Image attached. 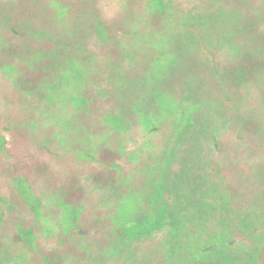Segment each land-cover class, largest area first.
<instances>
[{"label": "rangeland", "instance_id": "374dc122", "mask_svg": "<svg viewBox=\"0 0 264 264\" xmlns=\"http://www.w3.org/2000/svg\"><path fill=\"white\" fill-rule=\"evenodd\" d=\"M158 3L149 11L143 9L144 0H0V132L11 139L16 169L12 177L24 178L16 194H11L5 187L12 186V180L0 169V196H6L5 210L0 208L4 215L0 248L4 247L7 264H31L26 246L33 242L53 260L66 261L71 254V263L88 264L93 256L86 254L83 242L90 246L88 235L94 229L89 232L87 228L96 225L94 209L105 200L114 202L115 190L106 193L103 187L116 184L125 174L124 166L141 163L132 155L141 143L147 150L141 159L146 161L149 150L162 147L166 138L177 144L176 159L182 166L172 176L169 189L173 195L169 219L178 230L168 236L163 234L169 228L158 230L154 239L149 233L138 243L132 241L125 252L128 261L138 253L141 264H254L258 248H264V0ZM99 23L107 29L105 34L95 32ZM82 36L88 38L83 43ZM230 41L238 45L233 54L225 46ZM80 44L89 51L79 50ZM15 45L25 51L20 60L14 54ZM211 57L216 58V64L210 63ZM3 58L24 62L21 76L27 88L19 82L17 71H5L9 65ZM240 62L246 64L244 70H238L243 71L240 81L228 85V77H224L229 68L238 69ZM17 66L20 69L21 65ZM43 76L47 80L42 81ZM99 84L114 90L109 92L97 87ZM102 90L112 95L106 97ZM30 91L34 95L27 94ZM229 94L233 100L227 99ZM151 98L158 109L164 107V113L138 112L137 108L150 110ZM232 101L234 112L230 111ZM124 106L136 112L127 123L135 124L130 136H143L129 144V150L127 132L121 133L125 132L123 123L109 115H121ZM38 108L43 109L42 115ZM231 114L238 119L234 116L231 120ZM160 121L163 132L149 130ZM235 132L242 134L240 140H235ZM212 135L227 139L229 148L240 155V159L222 162L217 172L218 177L232 180L229 201L211 178L199 179V189L196 178L188 177L203 166L202 150L210 148ZM139 174L135 187H123L125 193L116 197L127 220L133 219L136 204L150 197L145 194L155 181L148 170ZM239 177L251 181L250 187L237 188ZM161 183L156 184L158 189ZM29 185L36 189L35 195ZM60 189L63 198H70L67 202L78 205L60 201L52 207ZM21 197L33 203L38 199L47 209L49 214L39 213L38 217L50 237L55 222L59 238L73 231L77 215L85 207L80 223H75L78 230H84L79 234L82 237L73 245L72 238L56 242L44 231L41 241L31 231L26 236L25 230H41ZM216 201L222 203L225 214L220 210V215L216 214ZM232 217L239 221L233 228L245 236L230 237ZM208 218L216 223L214 230L206 226ZM111 220L104 222L110 225ZM195 227L197 232L191 234ZM99 233L95 245L101 239H113L115 231L102 228ZM232 240L240 244L236 248L224 245ZM212 243L217 247L211 249ZM251 244L258 246L254 253ZM105 251L111 256L117 253L115 246ZM117 257L115 262L122 260Z\"/></svg>", "mask_w": 264, "mask_h": 264}, {"label": "flooded vegetation", "instance_id": "af4514ba", "mask_svg": "<svg viewBox=\"0 0 264 264\" xmlns=\"http://www.w3.org/2000/svg\"><path fill=\"white\" fill-rule=\"evenodd\" d=\"M147 1H149V0H144L145 5H146ZM155 2L157 3V0H155ZM145 8L151 9L152 6H144L143 9H145ZM154 123H156V122H154ZM127 133L125 135H126V147L128 150H129V148H128L129 144L131 146V143L133 141L143 140V136H141V135H138L137 137L132 138L130 136L129 132H127ZM234 135L236 136V137L234 136L235 140H240L238 136H240V138H241V135H236V134H234ZM130 138H132V139H130ZM217 140H218L217 138H213L211 143H210V148L208 147V148H205L204 150H202L203 157H205L203 166L197 168L194 171H191L190 174L188 175V177L192 176V179L196 178L197 186L199 189H201V184H200L199 179H201L204 176L211 178V180L214 183L218 184V187L221 188L220 191L223 190L224 186H229L232 184L231 179H229V178L222 179V178L217 176V172H218V169L221 167L222 162L227 163V161L229 162V160L232 158L240 159L239 158L240 155L237 153L238 152L237 150H235L233 148H229L230 144L228 143L227 139L224 138V139L218 140V142H216ZM164 141H165V144L162 147H161L162 144L159 145L160 146L159 148H161L162 151L158 150L159 148H152L151 150H149V154L147 155L148 160H146V161L141 159L142 156L145 157V154L147 152V150L145 149V145L143 143H141L140 148L138 149L139 151L135 154L131 153L133 155V157H135L136 160L141 161V163L134 162L132 164L133 165L137 164V165L133 166V167L131 165L124 166L123 167V173L125 172V174H122L121 178H122V184L123 183L130 184V185L123 184V187H125V186L135 187V182L137 180L136 178L141 179V174H139V173H142V172L145 173L146 170H148L149 175L155 179V181L153 183V187H156L157 186L156 184L158 182L161 183L163 178H165V181H163V183H161V185H160L162 188H160L158 190L157 196H155V197H148L147 196L148 198H144V197L142 198L143 200H142L141 204L138 205V210L136 211L135 215L137 216V218L143 220L146 218V216L148 214L146 212V210L147 209H153V218L158 223V225H156L158 228L156 227L154 229L155 231H153L154 234H156V232L158 230L163 231V230H166L169 228L170 231H164L166 233L163 234L165 236H168L173 231L178 230L176 225L173 226L172 222L169 219V215L172 212V208H173L172 204H171V197L173 195L171 194L169 189L171 190L170 185L172 183V181H171L172 176L177 174L178 170H180L182 166H180L179 162L176 159V155L179 153V150L177 148V144H175V142L172 139L166 138V139H164ZM171 141H173V142L171 144H168ZM122 144L124 145V142H122ZM156 146H157V144H156ZM126 152H127V150H126ZM13 157H14V152H13V149L11 148V139H10L9 135L7 134V136H6L4 133L0 132V165H1L0 169L9 175V178H10V180H12V183H13L12 186L7 185L5 187L7 192H9V190L11 189V191L9 193L16 194L15 191L17 192V188L19 187L18 186L19 182H21V179H24V178L12 177V173H14V169H15L13 166V163H12ZM236 161L240 162V160H236ZM16 168H17V166H16ZM119 171H121V169H119ZM9 172L10 173L12 172V173L9 174ZM162 175H163V177H162ZM26 180L28 181V179H26ZM138 181H140V180H138ZM237 181L240 183L239 185H242V186L243 185H251L250 184L251 181L244 180L241 177H239V180H237ZM146 183H147V181H146ZM138 185H140V183H138ZM142 186H143V184H142ZM11 187L14 189H12ZM1 189L2 188H0V194L2 192ZM34 189L35 188L32 185H29V190L31 191V193L33 195H35L37 193L35 191L36 189L35 190ZM122 190H123L122 193L124 194L125 189L122 188ZM155 191H154V193H155ZM160 193H161V195H159ZM5 197L6 196H4V195H3V197L0 196V208L2 210H5L4 205H3V201L5 200ZM207 200H209V199H207ZM34 202H37V203L25 201L26 205L28 206V208L32 211L33 215L35 216L36 225L40 228L41 231L37 230L35 227V229L31 228L29 230H25L24 232H25L26 236H29V232L31 231L33 236H35L36 238L39 237L37 240L41 241L42 239L45 238V235L43 234L44 232L47 234V237L49 235L47 233V229H46L44 223H42L43 222L42 218H39L38 214L41 213L44 215V214H49V213H46L47 209H45V207H41V206H43V204L40 203L38 201V199H35ZM151 203L154 204L155 206H151L150 205ZM35 204L38 206V208ZM215 204L216 205H214V207L218 205L216 214L220 215L218 213L219 210L225 214V210H222V208H221L222 203L216 201ZM54 208H56V207H54ZM111 208L112 209H107L106 213L112 216V214H114V212H113L112 206H111ZM59 211L62 213L61 209ZM81 217H82V213H78L77 218H76L78 220L77 221L78 224L80 223ZM3 219H4V215L0 214V221H2ZM56 219H57V216L55 217V221L58 220V219L57 220ZM95 219H97L96 216H95ZM105 219L111 220V218L107 215L105 216ZM99 220L100 219H98V221ZM112 220H113V218H112ZM112 220H111V224L108 225L110 228H113ZM229 220H230L231 226L228 228L233 233V235L231 234L232 236H230V237L245 236L244 234L241 233L240 229L238 230L237 227L233 228L235 225H237L239 223L238 218L232 217ZM159 221H160L161 227H160ZM167 221H168V223H167ZM54 224L56 226L57 223L55 222ZM102 224H106V223H103V221H102ZM215 224L216 223L211 218L207 219V225L206 226L208 227V229L214 230L215 227H217ZM57 225H59V224H57ZM51 229H52L53 233H51L50 235L55 236L54 241H56V242L58 241V239H59V241L60 240L63 241V239L65 237H67L68 240H70L71 236H74V235L77 236L84 231V230L82 231L81 227L78 230L77 225H75L74 230L70 231V233L72 235H68V236L66 235L65 237L59 238V234L57 233L58 228L56 227V228H51ZM197 230H198V228H196V230L191 229L190 233L194 234L195 232H197ZM42 231H44V232H42ZM99 234L100 233L98 230H93L90 233V238L92 239L93 244H91L90 246L84 245L85 250H86V254L89 256H91V255L93 256V260H90L89 262H87L88 264H115V263H117V264H141L142 261H140V257H139L138 253L132 258L133 259L132 261H128V256L125 255V252L127 253V249L130 247L129 242H125V245H121V246L116 245L115 246L114 245V239H109L108 241L101 239L97 242V245H95V237L98 236ZM0 235H1V233H0ZM21 236L24 237V235L20 234V237ZM233 243H235V241L232 240L230 242L231 247H232ZM60 245L64 247L63 242ZM60 245L58 243V247H57L56 251H58ZM110 246H113V247L115 246L117 249V253L114 254L113 256L109 255L108 251H105V248H108ZM211 247H213V246H210V248ZM32 248H34V249H32ZM96 248H100V251L97 252ZM62 249L64 250L65 247ZM26 250H27V253L30 257L31 264H70L71 263L70 259H72L71 258L72 255L70 254L67 257L66 261L65 260L64 261L53 260L54 257L51 259V257H50L51 255L45 253L43 248L41 246H39V244L37 245V242H33V244H31V247L26 246ZM34 251H36V252H34ZM3 252H4V247L0 248V264H7L8 259ZM115 256H118L117 257L118 260L120 258H122V260H119V262H115L116 261V260H114ZM40 258L43 261L40 260ZM61 258L63 259L64 256H62ZM79 258H80V256H79ZM37 261H39L40 263H38ZM73 261L74 260H72L71 264H73Z\"/></svg>", "mask_w": 264, "mask_h": 264}, {"label": "trees", "instance_id": "16d2710c", "mask_svg": "<svg viewBox=\"0 0 264 264\" xmlns=\"http://www.w3.org/2000/svg\"><path fill=\"white\" fill-rule=\"evenodd\" d=\"M158 1L159 0H157V3L155 2V0H149V1H147L146 2V5L145 6H152V8L151 9H148L149 11H153V10H155L154 9V6L156 7V6H158L159 5V3H158ZM160 2L161 3H166L167 4V0H160ZM170 3L171 2H173V0H171V1H169ZM50 5V4H49ZM48 6V5H47ZM52 9L53 10H55L56 8H54V7H52ZM206 14H217V13H212V12H206ZM211 16V15H210ZM100 25H98V26H96L95 27V32L96 33H99V32H103L104 34H105V31L107 30V29H104L105 27L103 26V24L102 23H99ZM94 33V32H93ZM130 33V32H129ZM133 36H134V34H133ZM81 42L83 43V40H85V39H88V38H86V37H81ZM103 39V38H102ZM204 40L203 39H201L200 40V43L202 44V43H204L203 42ZM226 48L233 54V52L234 51H238V45L235 43V41L234 42H227L226 43ZM14 49H15V53L14 54H16V55H18L17 56V58L20 60V59H22V57L21 56H23V54H24V49H22L21 47H19V46H17V45H15V47H14ZM78 49L79 50H86V51H89L88 50V48L85 46V45H83V44H80V45H78ZM2 52H5V51H2ZM90 52H93L91 49H90ZM2 56L0 55V58H1ZM3 60H8V59H6V58H3ZM26 60H28L27 58H26ZM5 63H8V65L9 66H5L6 67V69H5V71H7V72H9L8 70H10L11 68L14 70V71H17L18 73L17 74H19L18 75V77H19V82L21 83V82H23L24 84H25V88H27L26 87V81L25 80H23V76H21V75H23V74H21V71H22V69L24 70L25 68H24V62H19V61H14L13 59H10V60H8V62H5ZM210 63L212 64V65H214V64H216L217 63V60H216V58H213V57H211V60H210ZM4 64V63H3ZM17 64H20L21 66H19V68L20 69H18L17 67ZM245 65L246 64H243L242 62H240L239 63V66H238V69H233V68H229V74H227L224 78H226V77H228V80H227V82H228V85H235V83H234V81H240V73H242V72H239L238 70H244V67H245ZM23 66V67H22ZM13 70H11V71H13ZM19 70V71H18ZM24 72H25V70H24ZM11 74H16L15 72H12ZM22 78V80H20ZM43 80L42 81H44V80H47V79H44V76H43V78H42ZM49 79V78H48ZM104 80V79H103ZM102 81V80H101ZM149 81L150 82H153L154 81V79L153 80H151V79H149ZM50 82H51V80H50ZM100 83V82H99ZM18 85H20L19 83H18ZM224 85H227V84H224ZM97 87H99V88H107L105 85H103V84H99ZM108 90H109V92H112L114 89L113 88H107ZM108 90H102V91H104V93L105 94H107L106 95V97H109V96H111L112 94H110V93H108ZM22 91L24 92V90H23V88H22ZM227 92V91H226ZM26 94V93H25ZM27 94H29L30 96L31 95H34V93L33 92H31L30 91V93L28 92ZM117 95V94H116ZM99 97V96H98ZM42 99V98H41ZM191 99V97H189V100ZM227 99H229V101L230 100H233V98H231V96H230V94H229V96L227 97ZM151 100H152V104H151V106H150V110L148 111V110H144V109H139V108H137L138 109V112H140V113H143L144 111H147V112H150V113H152L153 114V116H158V114L159 115H161L162 113H164L165 111H164V107L162 108H160V109H158V105L156 104V103H154V99H152L151 98ZM229 101H228V103H229ZM98 102V101H97ZM230 106H231V110L230 111H232V112H234V103H233V101H232V103L230 104ZM139 107V106H138ZM124 108V111H123V109H122V111L120 112L121 113V115H117V114H115V113H110L109 112V115H111V116H117L118 117V119L123 123V131H125V132H121V131H119V132H121V133H126V132H130L131 131V129H132V126L133 125H135L134 123H132L131 125H127V123H129V118L131 117L132 118V112H134V110L131 108V106H128V107H123ZM37 110H39L40 111V113H41V115H42V111H43V109H41V108H38ZM134 113H136V112H134ZM135 115V114H134ZM171 115L172 114H169V116L171 117ZM234 116H235V119H238V118H236V115L234 114ZM232 114H231V120H235L234 118H232V117H234ZM120 121H116L115 123H118V122H120ZM163 127H164V124H163V122H156V123H153L150 127H149V130L150 131H152V129H154V131H159V130H161L162 132H163ZM129 129V130H128ZM154 131H152V132H154ZM161 134V133H160ZM178 134H180V133H178ZM234 134H236V135H241V137H242V134L241 133H234ZM212 137L213 138H217L218 140H221V136H216V137H214L213 135H212ZM239 138H240V136H238ZM218 140L216 141V142H218ZM221 147V146H220ZM89 159H90V154H89ZM83 161V160H82ZM85 161V160H84ZM121 177H122V175H121ZM119 178V179H117V181H116V184H113V183H109V185H107L106 184V186L105 187H103V188H105V192L107 193V192H109L110 193V191H109V189L111 188L112 189V191L113 190H115L114 191V196H113V198H114V202L113 203H110V202H108V200H105V201H103V202H101L102 204L98 207V208H96V209H94L95 210V213H94V215L97 217V219L95 220L96 221V225H94V226H92V227H89V228H87V229H89V232H91L93 229L94 230H98V231H100L102 228H106V229H109L110 227L108 226V225H106V224H101V228H99V227H97L102 221H103V223H105L104 222V220H105V216L107 215V216H109V214H107L106 212H107V210H106V208L108 209V207H113V210L114 211H116V213L115 214H112V216H113V220H112V225H113V229H114V231H115V234H113L114 236H113V239H114V245L116 246V245H118V246H121V245H125V242H129L130 244H131V242L132 241H137V243L138 242H140L141 240H142V236L143 235H145V234H149V233H153V234H151V236L153 237L152 239H154L155 238V236H154V232L153 231H155L154 229L157 227L156 225H158V223L155 221V219L153 218V209H147L146 210V212L149 214H147V216H146V218L145 219H143V220H141V219H139V218H137V216L134 214V217H133V219H131V220H127L126 218H125V216L123 217L122 216V210L123 209H121V207H122V204H120L118 201L117 202H115L116 201V197L118 196V195H122V192L120 193L119 192V189L118 188H120V189H122L123 188V184H121L120 182H122V178ZM87 181H89V179L87 180ZM215 186L220 190L221 188H219L218 187V184H216L215 183ZM232 187H233V185L231 184V185H229V186H224L223 187V190H222V192H224V194L228 197V201L230 200V196H229V194H228V192H231L232 191ZM247 187H250V185H238L237 186V188H240V189H244V188H247ZM160 188H162V187H160ZM159 188V189H160ZM157 187H150L149 189H148V191L146 192V194L145 195H147V196H149L150 195V197H155V196H157L158 195V190H159ZM156 190V191H155ZM154 191H155V193H154ZM61 193H62V190L60 189V190H58L57 192H55V194L56 195H54V201L51 203L52 204V207H57L58 205H59V203H60V201H64V203H66V204H68V205H78V203H76V202H67V199H70V198H67V199H65V197L63 198L62 197V195H61ZM150 193V194H149ZM162 193V192H161ZM161 193L159 194V195H161ZM259 195H261L262 193L261 192H259L258 193ZM107 198V197H106ZM63 199V200H62ZM81 202V201H80ZM80 204V203H79ZM151 206H155L154 204H150ZM105 206V207H104ZM136 206H137V208H138V205L136 204ZM105 208V211H103V209ZM87 211V209L85 208V207H83L82 206V209H81V211L79 212V213H82V212H86ZM124 212V211H123ZM98 219H100L99 221H98ZM77 219H76V221H75V223L77 224ZM54 223V222H53ZM74 223V226L76 225ZM167 223H168V221H167ZM159 224H160V221H159ZM57 227V226H56ZM55 227V224L51 227V228H56ZM160 227H161V224H160ZM158 228V227H157ZM144 230V231H143ZM68 235H72L71 233H70V231H69V233H68ZM67 235V236H68ZM131 235H133L134 237L131 239ZM82 237V236H80V235H77V236H71V238H72V242H73V245L76 243V238L77 237ZM88 236H90V234L88 235ZM50 236H48V238H49ZM55 236H52V237H50V238H54ZM241 237V236H240ZM243 237V236H242ZM47 238V237H46ZM231 239V238H230ZM229 240V239H228ZM67 241H69V240H67ZM89 243H90V245L91 244H93V241H92V239H89V241H88ZM55 244H57V243H55ZM83 244L86 246L87 245V243L86 242H83ZM222 244V243H221ZM235 244V243H234ZM238 244H240V242H238L237 244H235V247H231V245H230V242L229 241H225V243H224V245L225 246H227V247H231V248H236V246L238 245ZM210 246H213V247H211V249H214V248H216L217 247V245L216 244H214V243H212V244H210ZM215 246V247H214ZM251 248H253L254 250H252V252L254 253L255 252V249H256V247H258V246H256L255 244L253 245V244H251V246H250ZM263 259H264V248L263 249H261V248H258V251H257V253H256V257H255V259H254V264H262V261H263Z\"/></svg>", "mask_w": 264, "mask_h": 264}]
</instances>
